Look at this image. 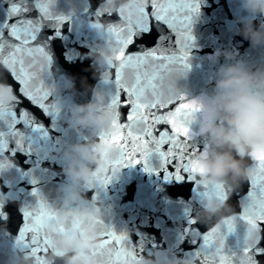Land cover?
<instances>
[{
  "label": "snow or ice",
  "instance_id": "snow-or-ice-1",
  "mask_svg": "<svg viewBox=\"0 0 264 264\" xmlns=\"http://www.w3.org/2000/svg\"><path fill=\"white\" fill-rule=\"evenodd\" d=\"M149 4L151 12L149 5L142 8L139 19L121 10L118 22L102 21L104 15H112L103 3L94 13L93 20L107 26L104 39L116 58L105 76V84L113 86V93L107 103L104 97L101 100L102 110L113 117L112 129L100 132L95 139L115 148V157L107 162L111 169L143 165L145 172H152L151 158L155 155L166 181L195 182L201 201L210 196L228 199L229 193L223 186L209 187L197 178L202 173L196 160L201 150L196 130L201 104L177 86V81L190 69L192 26L200 14V2L149 0ZM55 5L56 0H0V66L6 65L10 70L0 67V77L7 81L11 76L17 81L22 96L50 117L53 126L62 116L64 102L52 71L53 57L48 42L53 37L45 40L40 33L43 22L51 21L53 33L59 37L61 25L72 19V14L61 12ZM33 10L38 11V18L29 15ZM161 24L174 38L164 33ZM149 40H156L155 46L145 47V41ZM138 41V49L128 52ZM13 100L11 105L0 104V172L12 168L9 156L17 150L39 153V142L49 138L44 123L28 110L20 108L17 113L20 97L15 95ZM172 105L176 106L172 108ZM121 108L129 109L124 122H121ZM21 123L23 131L16 127ZM10 143L15 147L10 148ZM253 161L250 190L242 198L243 211L239 215L225 219L223 228L212 227L205 234L196 228L195 216L189 217L181 239L187 238L193 246L198 238L202 243L187 257L200 259L201 264H256L257 257L264 256L260 241L252 239L255 230L264 229V153L253 154ZM96 175L101 188L114 178L110 174ZM32 184L36 185L37 181L33 179ZM31 197L32 201L21 209L23 223L12 250L28 252L37 264H46V254L50 250L58 251L53 243L55 236L64 234L80 221L59 223L53 234L48 225L59 217H69L70 211L50 204L37 187L33 188ZM91 226L102 238V244L87 253L91 264H133L142 253L154 252L143 241L134 243L126 231L118 232L102 220L92 222ZM230 237L235 239L230 241ZM152 247L155 249V245Z\"/></svg>",
  "mask_w": 264,
  "mask_h": 264
},
{
  "label": "clouds",
  "instance_id": "clouds-1",
  "mask_svg": "<svg viewBox=\"0 0 264 264\" xmlns=\"http://www.w3.org/2000/svg\"><path fill=\"white\" fill-rule=\"evenodd\" d=\"M102 3L112 14L119 16L123 10L133 19H139L141 9L149 5V0H102ZM241 7L245 15L236 20L237 34L248 41L251 48L264 49V19H260L264 18V0H241ZM90 28L98 39L84 59L92 61L94 78L105 84L109 65L116 63L115 54L104 39L107 26L93 20ZM208 59L213 66L210 84L196 98L201 104L197 131L202 145L196 156L198 168L202 169L197 178L209 187L223 186L229 198H204L195 218L204 224L215 220L213 227L222 228L225 219L236 215L228 202L230 194L250 180L253 165L247 161H253V154L264 153V63L242 56L237 49H217ZM0 67L10 71L6 65ZM63 88L74 93V82L66 81ZM86 90L92 92V99L71 107L64 123L81 136L86 133L98 136L100 132L111 131L113 117L102 110V95L95 88ZM15 95L13 86L0 77V104H13ZM115 155V148L100 143L98 138L61 142L55 146L54 158L61 163L66 180L57 196L60 208L69 210L71 215L59 217L48 228L55 234L59 223L80 222L55 236L53 243L58 251L50 250L46 254V264H91L87 253L102 244V238L91 223L103 221L110 209L96 198H88L87 192L99 186L97 173L115 177L121 171L107 165ZM252 239L264 240V229L255 230ZM0 257V264H37L30 253L20 250H8ZM133 264H195V260L156 250L152 255H141Z\"/></svg>",
  "mask_w": 264,
  "mask_h": 264
},
{
  "label": "water",
  "instance_id": "water-1",
  "mask_svg": "<svg viewBox=\"0 0 264 264\" xmlns=\"http://www.w3.org/2000/svg\"><path fill=\"white\" fill-rule=\"evenodd\" d=\"M200 14L195 18L192 26L193 46L190 48V69L177 81V86L192 98L199 97L210 84L213 66L208 57L217 49H237L242 56L254 61L264 63V49H253L248 41L238 35L239 26L236 23L238 17L245 15L241 0H199ZM264 19V18H260ZM257 20V23L260 22ZM223 63V60L221 61ZM197 130V129H196ZM202 149V145H201ZM253 165L254 161H247ZM185 222L190 216H195L200 206V197L195 182L185 179L182 181ZM250 190V180L245 182L235 193L230 194L229 204L232 205L236 215L243 211V196ZM216 223H198L196 228L201 234H205ZM223 228V227H222ZM242 232L243 229L241 228ZM233 241L235 237H230ZM189 254L202 243L198 238L197 245L193 246L187 239ZM260 247L264 248V240L260 241ZM259 264H264V256H258ZM195 264H201L197 259Z\"/></svg>",
  "mask_w": 264,
  "mask_h": 264
}]
</instances>
